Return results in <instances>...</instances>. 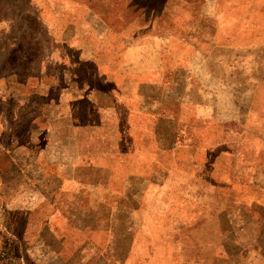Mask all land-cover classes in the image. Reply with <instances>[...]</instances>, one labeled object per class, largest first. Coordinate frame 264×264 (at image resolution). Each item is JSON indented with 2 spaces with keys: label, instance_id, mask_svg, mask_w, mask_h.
Wrapping results in <instances>:
<instances>
[{
  "label": "rangeland",
  "instance_id": "1",
  "mask_svg": "<svg viewBox=\"0 0 264 264\" xmlns=\"http://www.w3.org/2000/svg\"><path fill=\"white\" fill-rule=\"evenodd\" d=\"M164 1L146 41L179 65L185 106L165 110L181 138L157 188L108 147L74 168L35 156L53 37L31 0H0V264H264V0Z\"/></svg>",
  "mask_w": 264,
  "mask_h": 264
},
{
  "label": "crops",
  "instance_id": "2",
  "mask_svg": "<svg viewBox=\"0 0 264 264\" xmlns=\"http://www.w3.org/2000/svg\"><path fill=\"white\" fill-rule=\"evenodd\" d=\"M31 2L54 42L40 79L53 76L58 91L47 102L56 109L40 112L43 124L33 129L35 144L45 149L35 156L53 154L60 167L74 168L87 158L83 148L90 153L91 148L108 147L114 155L123 154L129 179L135 174L142 186L147 179L163 187L168 169L160 153L177 147L181 138L178 115L165 110L180 112L185 106L179 65L161 57V42L146 41V36L158 40L165 34L158 25L165 1L154 0L159 7L140 0ZM165 121L175 126H165ZM144 147L142 154L132 155L133 148L139 152ZM191 161L209 164L212 156L193 155Z\"/></svg>",
  "mask_w": 264,
  "mask_h": 264
}]
</instances>
